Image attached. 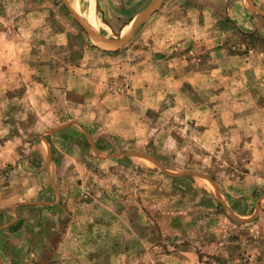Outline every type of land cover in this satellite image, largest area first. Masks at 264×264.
I'll use <instances>...</instances> for the list:
<instances>
[{
  "label": "rangeland",
  "instance_id": "obj_1",
  "mask_svg": "<svg viewBox=\"0 0 264 264\" xmlns=\"http://www.w3.org/2000/svg\"><path fill=\"white\" fill-rule=\"evenodd\" d=\"M89 7L0 0V264H43L13 206L52 183L64 224L90 200L122 212L134 241L105 264H264V0Z\"/></svg>",
  "mask_w": 264,
  "mask_h": 264
},
{
  "label": "crops",
  "instance_id": "obj_2",
  "mask_svg": "<svg viewBox=\"0 0 264 264\" xmlns=\"http://www.w3.org/2000/svg\"><path fill=\"white\" fill-rule=\"evenodd\" d=\"M89 1L90 7L86 12V16L89 22L93 23L96 20L95 0ZM107 131L106 134L110 133L109 130ZM110 134L119 136L116 133ZM63 150L66 153H64L62 157L63 161L60 162L58 168L66 169L74 164L77 165L78 160L72 155L73 150L68 149V146ZM55 166V163L51 165L54 168ZM55 184L52 183L50 186L44 184L42 186L41 193L43 194V198L39 202L37 199H33L35 201L25 199L22 200L24 203L14 204L13 214L21 215L19 210L25 208L29 212L34 210V215L37 217L36 223L26 224L28 222L26 221L25 225L19 228L16 234L19 238L18 243L16 242V247L19 250L24 249V254L28 256L37 253L40 258H43V264L47 263L45 260H49L50 255L48 254L53 256L52 264L55 262L56 264H93L92 260L94 259V255L92 251L94 249H104L102 256H104L103 264H105L107 252L110 253L106 251V248L110 247L114 248V250L106 261L112 262V258L113 262L123 261L125 257L123 254L126 253L124 249L129 246L127 242L130 240L122 242L116 239L117 234L121 233L123 228L121 225L122 222L120 221L122 212L117 210L115 203L92 202L90 200L81 209H77L76 212L73 211V214L76 213L78 215L71 218L72 220L69 223L64 224L62 220H64L65 214L63 213L61 202L69 199L70 195L64 197V193L61 191L63 187L58 185L59 183L56 186ZM41 193H38V195L40 196ZM103 196L105 199V194ZM21 218H23V215ZM48 220H51V224H48ZM115 221H118V225ZM112 226H114V232L111 229ZM39 231L41 232V238L38 236ZM55 233H60V238L50 240L49 234L54 236ZM110 234H112L111 242L106 238ZM133 241H130V243ZM36 249L38 252H36ZM49 249H51L50 252ZM40 251H42V254ZM45 251L48 252L45 254ZM23 259L24 257L20 256V261L18 260L19 264H25L26 261Z\"/></svg>",
  "mask_w": 264,
  "mask_h": 264
},
{
  "label": "water",
  "instance_id": "obj_3",
  "mask_svg": "<svg viewBox=\"0 0 264 264\" xmlns=\"http://www.w3.org/2000/svg\"><path fill=\"white\" fill-rule=\"evenodd\" d=\"M140 20H141V17H140V19L137 21L136 25L140 22Z\"/></svg>",
  "mask_w": 264,
  "mask_h": 264
}]
</instances>
